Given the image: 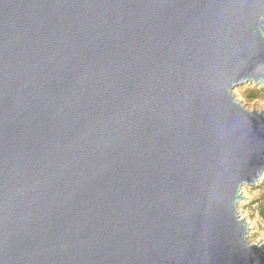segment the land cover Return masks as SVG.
Masks as SVG:
<instances>
[{
  "label": "water",
  "instance_id": "water-1",
  "mask_svg": "<svg viewBox=\"0 0 264 264\" xmlns=\"http://www.w3.org/2000/svg\"><path fill=\"white\" fill-rule=\"evenodd\" d=\"M264 0H0V264H264Z\"/></svg>",
  "mask_w": 264,
  "mask_h": 264
},
{
  "label": "rangeland",
  "instance_id": "rangeland-1",
  "mask_svg": "<svg viewBox=\"0 0 264 264\" xmlns=\"http://www.w3.org/2000/svg\"><path fill=\"white\" fill-rule=\"evenodd\" d=\"M263 89L259 91L258 89ZM234 99L240 101L247 111L264 110V85L253 84L236 88L233 91ZM254 99H248L253 96ZM242 200L238 205V212L248 226L247 240L250 244L264 245V176L252 187H244L241 191Z\"/></svg>",
  "mask_w": 264,
  "mask_h": 264
},
{
  "label": "trees",
  "instance_id": "trees-1",
  "mask_svg": "<svg viewBox=\"0 0 264 264\" xmlns=\"http://www.w3.org/2000/svg\"><path fill=\"white\" fill-rule=\"evenodd\" d=\"M262 89H263V88L260 87L258 90L261 91ZM247 98H248V99H254V95H253V96H248Z\"/></svg>",
  "mask_w": 264,
  "mask_h": 264
}]
</instances>
